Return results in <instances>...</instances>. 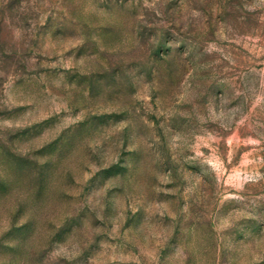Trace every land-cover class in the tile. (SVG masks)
<instances>
[{
    "label": "rangeland",
    "instance_id": "obj_1",
    "mask_svg": "<svg viewBox=\"0 0 264 264\" xmlns=\"http://www.w3.org/2000/svg\"><path fill=\"white\" fill-rule=\"evenodd\" d=\"M0 264H264V0H0Z\"/></svg>",
    "mask_w": 264,
    "mask_h": 264
}]
</instances>
